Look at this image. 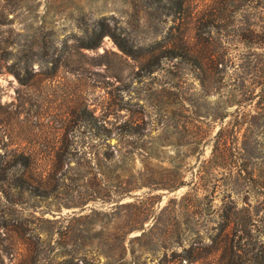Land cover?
<instances>
[{"label":"rangeland","instance_id":"rangeland-1","mask_svg":"<svg viewBox=\"0 0 264 264\" xmlns=\"http://www.w3.org/2000/svg\"><path fill=\"white\" fill-rule=\"evenodd\" d=\"M181 1L0 0V264H220L222 228L256 264L263 0ZM21 154L41 189L16 185ZM116 176L129 206L102 200Z\"/></svg>","mask_w":264,"mask_h":264},{"label":"trees","instance_id":"trees-1","mask_svg":"<svg viewBox=\"0 0 264 264\" xmlns=\"http://www.w3.org/2000/svg\"><path fill=\"white\" fill-rule=\"evenodd\" d=\"M169 2L171 5H173V4L178 5L179 9H180L179 12L181 11V9L184 8V3L181 0H179V4H178V1L176 2L175 0H169ZM260 7L264 9V0L262 1ZM176 12H178V11H176ZM192 52H194L193 48L189 47L187 50V53H192ZM257 73L258 74H257V80L256 81L259 84H262L264 86V65L258 70ZM79 116L82 117L83 120H85L89 123L97 122L99 120L96 116H94V113L90 112L87 109H84L83 112L80 113ZM199 137L201 138L202 135L199 134ZM222 146H223V150H222L223 154H222L221 158H224L228 154L231 155V148L228 146V138L223 142ZM242 149H245V147ZM245 151H247V153H248L247 148L245 149ZM32 162H33V159L31 156L21 154V155L17 156V158L14 159V161L11 164L13 167H17L21 171L20 174L18 175V177L15 178V181H16V185H18V187H20L24 190H30V191L38 190V189H41V187L44 184L43 180L41 178L38 179L36 176H34L33 174H31L28 171L30 166L32 165ZM243 173H245V169H243V170L240 169V171L233 173V180L235 183H239L242 179L249 178V177H246L247 174L245 176H243ZM253 175L254 174L250 175V177L252 176L251 178H253ZM257 179H258L260 185L262 187H264V180H263L264 179V171L257 174ZM113 181H114V184H111V185H114L115 188L112 187V190H110V192L112 193V195H115V197L111 196V194H110L109 198H104L102 196V200L104 202H109V201L117 202V207L120 205L121 206H129V202L119 204L124 197L129 195V191L131 190V189H129V182L126 179H124L123 176H116ZM176 188H178V187H176ZM190 194L191 193L188 192L186 195H184L182 197V199L186 201V208L188 209V211H190V208L194 206V199L190 198ZM175 199L176 198L171 199L170 202L175 201ZM135 205H138V204H135ZM169 205L170 204L166 205L164 210L167 209ZM93 211H96V210L93 209ZM239 212H241V210H239ZM237 215H238V212H236V211H234V212L231 211V212L226 214V221L228 222L229 225H230V223H232V221L237 222V223H241L242 225H245L242 228L237 227L236 233H234L235 235H232V237H235L237 235L238 231L243 233V234L239 235V237L250 236L253 229L249 228L247 225H250L253 220H256L255 219L256 214H250V213L246 214V218L243 220V222H239L240 220H239ZM233 217H235L234 220L232 219ZM73 218H76V216H73ZM186 224L190 226L191 225L190 220L187 221ZM157 225H158V219L153 222V225L151 226L149 231L154 230V228H156ZM135 229L143 230L142 233L139 236H137L138 238H145V237L149 236V234H150V233H148L147 228L144 226V223L143 222L141 223V221L136 219V218L133 220V222L131 224V230H135ZM223 231H225L224 228H222V233H220L218 235V237L216 238L218 241H221L220 247L223 248V250H224V254L222 255L220 264H242L243 263L242 262L243 255L239 253L241 250L240 247H238L237 244H231L230 242H228L229 241L228 239L231 237L230 231L227 233H225ZM184 240L185 239L178 241V245L183 244ZM222 241H224L225 244H223ZM191 248H192V245L189 248L184 247L182 252H185V253L190 252ZM263 248L264 247L261 246V250H263V251H262V253L258 254L255 258L256 264H264V249ZM248 252H249V250H248ZM248 252H246V253H248ZM182 257L184 259H191L190 256H186V255H183Z\"/></svg>","mask_w":264,"mask_h":264}]
</instances>
